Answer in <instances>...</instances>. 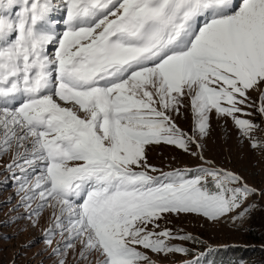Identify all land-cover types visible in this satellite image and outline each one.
Returning <instances> with one entry per match:
<instances>
[{
  "label": "snow or ice",
  "instance_id": "1",
  "mask_svg": "<svg viewBox=\"0 0 264 264\" xmlns=\"http://www.w3.org/2000/svg\"><path fill=\"white\" fill-rule=\"evenodd\" d=\"M186 107L191 134L176 122ZM249 108L264 115V0H0V157L24 209L3 223L47 213L52 264L188 255L172 241H200L169 215L242 220L264 190L210 160L162 171L147 149L204 160L213 113L264 148Z\"/></svg>",
  "mask_w": 264,
  "mask_h": 264
},
{
  "label": "rangeland",
  "instance_id": "2",
  "mask_svg": "<svg viewBox=\"0 0 264 264\" xmlns=\"http://www.w3.org/2000/svg\"><path fill=\"white\" fill-rule=\"evenodd\" d=\"M251 97L259 102L257 92H252ZM247 111L251 115L242 118L259 125L254 135L264 140V115L255 108ZM182 112L183 115L177 117L176 122L191 134V109L186 107ZM210 125L209 134L201 141L204 160L176 146L160 144L148 147V162L167 172L177 168H196L203 165L205 160H210L218 167L242 175L249 185L264 190V148H252L250 141L241 137L230 117L222 118L213 113ZM192 150L196 151L194 146ZM8 160L9 156L0 157V264H52L41 236V230L47 226V213L36 228L27 225L25 220L3 223L9 217L24 212L22 207L13 209L19 203V196L16 194L17 184L12 173L4 168V163ZM247 203L253 205L250 212L242 220L236 221L224 218L219 222H212L198 214L169 215L167 227L174 232L182 230L183 233H190L200 242L174 240L172 243L182 244L192 251L188 255L149 252L152 261L154 264H181L182 261L213 248L218 251L226 249L234 257L236 264H264V195L257 192L249 197ZM22 226L24 230H21ZM33 240L35 242L31 245L22 247Z\"/></svg>",
  "mask_w": 264,
  "mask_h": 264
},
{
  "label": "trees",
  "instance_id": "3",
  "mask_svg": "<svg viewBox=\"0 0 264 264\" xmlns=\"http://www.w3.org/2000/svg\"><path fill=\"white\" fill-rule=\"evenodd\" d=\"M233 258L234 257L231 256L226 249L222 251H218L216 249V251L209 253L207 256V259L214 260L215 264H224V263L236 264ZM205 264H206V261H205Z\"/></svg>",
  "mask_w": 264,
  "mask_h": 264
}]
</instances>
